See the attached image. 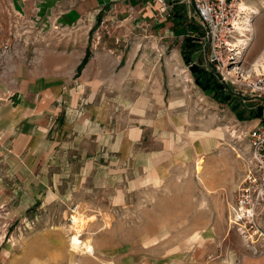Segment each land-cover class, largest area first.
<instances>
[{
    "label": "rangeland",
    "instance_id": "obj_1",
    "mask_svg": "<svg viewBox=\"0 0 264 264\" xmlns=\"http://www.w3.org/2000/svg\"><path fill=\"white\" fill-rule=\"evenodd\" d=\"M245 1L258 13L252 11L250 40L236 69L224 80L216 76L231 94L226 102L194 80L191 65L210 69L207 46L192 8L177 0L169 8L174 4L185 18L166 26L131 24L114 14L99 15L89 28L49 24L25 35L44 37L27 43L28 57L39 61L43 52L62 51L72 76L92 57L97 88L90 95L108 99L111 115L96 151L85 145L90 152L73 155L74 161L58 162L55 154L56 160L28 169L20 161L25 155L16 159L0 150V256L6 262H21L38 249L42 256L27 264H199L201 248H218L242 172L244 133L257 120L264 124V96L253 98L246 86L264 77V0ZM80 55L86 60L78 68ZM259 106V116L246 117ZM74 215L91 256L69 246Z\"/></svg>",
    "mask_w": 264,
    "mask_h": 264
},
{
    "label": "crops",
    "instance_id": "obj_2",
    "mask_svg": "<svg viewBox=\"0 0 264 264\" xmlns=\"http://www.w3.org/2000/svg\"><path fill=\"white\" fill-rule=\"evenodd\" d=\"M114 14L131 24L147 20L166 26L173 21L170 8L163 9L156 0H0V150L16 159L25 155L20 159L25 168L52 162L55 154L60 155L58 162L64 157L74 161L73 155L79 159V153L90 152L85 145L94 153L111 115L108 99L90 95L97 88L92 57L72 76L62 51L43 52L39 61L28 57L27 43L44 37L25 35L49 24L89 28L99 15L104 19ZM226 230L214 251L200 249L199 264H264V252L252 253L233 230ZM5 250L11 255L10 247ZM25 256L18 263L0 256V264H27L42 254L31 249Z\"/></svg>",
    "mask_w": 264,
    "mask_h": 264
},
{
    "label": "built area",
    "instance_id": "obj_3",
    "mask_svg": "<svg viewBox=\"0 0 264 264\" xmlns=\"http://www.w3.org/2000/svg\"><path fill=\"white\" fill-rule=\"evenodd\" d=\"M192 8L202 27L207 60L221 77L235 70L237 57L250 40L253 12L240 7L245 0H177ZM168 9L167 0H156ZM253 98L264 96V77L246 84ZM242 172L226 212V227L233 230L244 247L254 254L264 252V124L257 122L244 133Z\"/></svg>",
    "mask_w": 264,
    "mask_h": 264
},
{
    "label": "trees",
    "instance_id": "obj_4",
    "mask_svg": "<svg viewBox=\"0 0 264 264\" xmlns=\"http://www.w3.org/2000/svg\"><path fill=\"white\" fill-rule=\"evenodd\" d=\"M167 1H168V3L170 5H172V2L175 3V0H167ZM176 10H177V8H174V4H173V8L170 9V14H171V17L173 19H175V21L177 23V22H179L181 20L180 18H185V17H183V16L181 17ZM187 28L192 29V30L194 29L193 27H191V25L190 26L187 25V27L186 26L183 27V30L186 31ZM186 38L187 37H184L183 43H182L183 44L182 45V47H183L182 52L185 53V54H186L185 48L187 46H189L188 45L189 43L187 42ZM184 58H185L186 63H188L186 55L184 56ZM85 60H86L85 58L82 59V61H81V63H80L78 68H80V66L82 64H84ZM209 68H210V69H208L209 71H206L207 69H205V68L204 69L197 68L194 65H191L189 67L190 71L194 74L195 82H197L198 85L201 88H203L204 90H208V91H210V92H212L214 94L216 93L215 97H216V99H218L219 102H226V101L232 100L231 94L227 91V86L222 84L221 82H219L217 80V77H216L218 74L211 68V66ZM196 72H199V75H196ZM222 91H226L227 93H222ZM237 106H239V104L236 103V102H234V104H232V103L230 104V108L233 111L235 110V108ZM240 110H242V109H240ZM253 110H254V112H253ZM261 111H262V108L260 106L259 107H255L254 109H252V111H250V113H248V116H246V117L259 116L261 114ZM241 112L242 111H239L238 113L235 112V114H237V116L239 117L238 119L242 118L240 116Z\"/></svg>",
    "mask_w": 264,
    "mask_h": 264
},
{
    "label": "bare ground",
    "instance_id": "obj_5",
    "mask_svg": "<svg viewBox=\"0 0 264 264\" xmlns=\"http://www.w3.org/2000/svg\"><path fill=\"white\" fill-rule=\"evenodd\" d=\"M240 7H247V9L253 11L255 14L258 13L252 7H248L246 3H241V6ZM250 29H251V27L248 29L249 30V34H250ZM263 70H264V67H263ZM229 75H230V72H229ZM258 75H260V74H258ZM70 218H71L70 219V222H72V226L76 229L75 233L68 240L69 246H70L72 252L73 251L74 252L80 251V252H82V253H84V254H86L88 256H91V254H90V247H91L90 243H88L87 241L84 242L85 240L84 241H81L80 238H79L80 237V235H79L80 233L77 230V227H78L77 224L79 223V219H78L79 217H77V216L74 215V216H72ZM79 224H81V223H79Z\"/></svg>",
    "mask_w": 264,
    "mask_h": 264
}]
</instances>
